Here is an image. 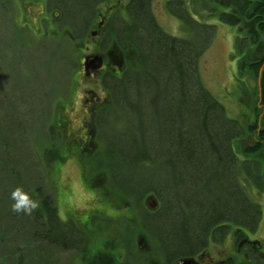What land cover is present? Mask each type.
Returning a JSON list of instances; mask_svg holds the SVG:
<instances>
[{"label":"trees","instance_id":"1","mask_svg":"<svg viewBox=\"0 0 264 264\" xmlns=\"http://www.w3.org/2000/svg\"><path fill=\"white\" fill-rule=\"evenodd\" d=\"M105 1L46 0V7L57 10V22L78 39L89 32ZM191 1L193 10L200 3L204 14L223 9L217 12L219 20L235 26L237 98L251 115L248 119L243 114L244 122L229 117L200 82L197 58L213 40L216 27L187 12L185 0L165 1L185 36L164 30L153 14L152 0H126L109 13L102 28L104 44L116 41L135 52L119 74L110 70L101 77L110 102L97 110L95 127L110 169L108 184L131 203L142 232L155 241L161 264L206 251L212 236L222 244L230 233L240 242L247 231L258 228L262 215L243 182H251L256 193L264 190V155L254 156L264 152V0ZM9 2L13 9V0H0V6L6 9ZM252 133L258 139L245 145L239 158L237 146ZM8 135V130L0 131V164L13 158L15 143ZM100 165L95 163L93 170ZM27 170L20 183L28 179L33 185L22 189L39 203L28 217L32 239L73 251L78 264H146L134 237L122 233L129 232L132 218L109 219L106 239L93 249L89 233L74 219L59 215L48 170L36 177ZM148 194L157 199L156 209L143 206ZM118 244L124 247L123 255L115 251ZM228 258L221 264H236ZM17 260L22 264L21 256ZM239 264L251 263L244 258ZM254 264H264V258L258 256Z\"/></svg>","mask_w":264,"mask_h":264},{"label":"rangeland","instance_id":"2","mask_svg":"<svg viewBox=\"0 0 264 264\" xmlns=\"http://www.w3.org/2000/svg\"><path fill=\"white\" fill-rule=\"evenodd\" d=\"M14 1L13 9L11 2L5 6L6 9L0 6V131L7 133L8 130V136L15 143L13 158H6L0 164V264H17V256H21L22 264H78L73 251H61L32 239L30 235L33 227L28 218L30 215L12 211L14 201L11 192L15 186L27 189L33 185L28 179H25L24 185L20 183V178L28 168L36 169L35 173L27 170L30 177L42 176V172L48 170L47 179L51 185L56 186L59 215L62 218H72L80 224L89 233L93 249L106 239L108 230L104 226L109 219L132 218L129 232L122 233L131 239L134 237L135 244L144 258L147 257V262L156 260L157 264H161L162 259L155 241L142 232L144 230L139 220L137 221L131 203L108 184L110 169L105 161L103 144L96 135L93 137V155L85 154L80 163L74 154L68 155L61 163L57 162L67 132L59 140L53 133L54 120L69 121L70 127H77L87 119L91 121V116L83 115L77 109L81 95L78 90L85 83L82 66L78 64L70 69L69 58L73 53L75 60L80 61L85 53L91 52L95 47L94 37H86L81 50H77L75 42L69 45L68 33L64 31L62 35V30L53 24H46L42 33L41 18L45 15L43 0ZM185 1L187 12L200 22L211 23L216 27L213 40L197 58L201 84L222 103L229 117L243 121L242 115L245 114L250 119L251 115L237 98L235 26L219 20L217 12L223 9L217 8L216 13L204 14L206 9L200 3L195 4L194 11L193 1ZM125 2L126 0H106L97 8V19L108 15L115 8H122ZM151 7L157 22L167 33L174 36L186 35L179 19L165 9V0H152ZM110 46L118 48L122 60L106 67L118 73L126 61L131 64L135 52L131 47L122 51L116 42ZM91 76L94 81L92 78L87 80L89 86L102 98L95 106L109 103V95L100 87L98 76ZM257 139L256 133H252L242 140V145L237 146L239 158L243 156V147L253 144ZM261 154L264 155V152L254 156L260 158ZM91 157L94 160L89 164ZM15 162L18 166H15ZM95 163H101L96 171L93 170ZM10 173L12 174L7 176ZM240 179L244 181L242 174ZM15 183L18 184L13 186ZM243 185L249 198L256 201L262 209L259 226L249 233V238L257 240L255 243L258 248L264 249V190L256 193L251 182L247 181ZM148 202H152V198L143 199V206L147 207ZM230 239L228 234L220 249L219 239L212 236L205 255L198 259L196 257L195 260L210 264L211 260L215 262L216 259H221L231 250ZM115 251L123 255V245H116Z\"/></svg>","mask_w":264,"mask_h":264},{"label":"flooded vegetation","instance_id":"3","mask_svg":"<svg viewBox=\"0 0 264 264\" xmlns=\"http://www.w3.org/2000/svg\"><path fill=\"white\" fill-rule=\"evenodd\" d=\"M166 1V0H165ZM44 2V11L45 15L41 18L42 19V33L44 32V26L47 25H52L56 27L57 29L62 30V35L64 34V31L68 33V42L69 45H72L73 42L76 44V49L78 48L81 50L82 47V42L83 40L88 37V36H93L95 39V47L91 52L85 53L80 61H76L73 53L69 60L71 61L70 63V68L73 69L74 67H77L78 64L82 66V75L85 77L84 78V85L79 88V93L81 94L79 96V103H78V111L87 116H91V121L90 120H85L81 121L77 127H70L69 121L65 120H54L52 123L53 127V133L55 136L61 140L65 133L67 132V138L63 141V147H62V152L57 158V162L61 163L62 160L68 155H73L77 159V161L80 163L82 162V157L85 154L92 153L94 148V135H96V127H95V115L97 110L104 106L103 104H100L99 106H95L100 102L102 98L97 94V92L89 86V82L87 80H90L92 78L91 74L97 75L98 76V82L101 87V77L107 72L110 71L111 69L106 67V65H116L122 60V54L118 50V48H113L111 47V43L116 42V41H111L109 45L103 43V35H102V28L103 25L106 23L108 20V15L106 16H100L97 19V13L94 17L93 24L89 30V32L81 37V38H75L73 34L69 31L68 28L65 26H62L61 23H58L57 20H59V13L57 10L53 9L51 11H47L46 7V0H43ZM49 12V14H48ZM100 15V14H99ZM46 21V23H45ZM58 23L59 25L55 24ZM41 33V34H42ZM65 37V36H63ZM67 38V37H66ZM70 40V41H69ZM78 46V47H77ZM119 47V45L117 44ZM74 47V46H73ZM131 47L133 50L134 48ZM127 47V48H128ZM122 51L121 47H119ZM125 48V49H127ZM77 49V50H78ZM84 52H82L83 54ZM132 63V62H131ZM127 64H130L129 61H126L121 70L123 68H126ZM120 70V71H121ZM112 71V70H111ZM119 71V72H120ZM119 72H115L119 74ZM93 79V78H92ZM94 81V79H93ZM102 88V87H101ZM107 104V103H105ZM94 132V134H93ZM83 178L85 181L88 182V179L85 178V176L82 174ZM151 194H148L144 200L148 199ZM154 206L153 200L152 202H148V207ZM157 207H155L156 209ZM69 218V217H68ZM80 225V224H79ZM252 233V232H250ZM228 236V235H227ZM231 239V250L229 254H226L222 256L221 259H216L219 260L220 263L224 262V258L229 257L228 260L231 262L235 260L236 264H239L242 262L244 258L249 259L251 264H254L255 261L258 259V256H262V259L264 258V249L261 247V249L258 248V244L255 243L254 239L249 238V233L247 236H245L240 242H236L233 235L230 234ZM224 241V240H223ZM219 247L221 249L222 244H219ZM142 253V252H141ZM143 255V253H142ZM205 254H201L197 256L196 259L200 258ZM147 259V257H146ZM145 259V260H146ZM197 264H208L207 263H201L199 260H196ZM162 263V261H160ZM146 264H157L156 260H153L152 262H147ZM210 264H216V262Z\"/></svg>","mask_w":264,"mask_h":264},{"label":"clouds","instance_id":"4","mask_svg":"<svg viewBox=\"0 0 264 264\" xmlns=\"http://www.w3.org/2000/svg\"><path fill=\"white\" fill-rule=\"evenodd\" d=\"M11 198L14 201V203L12 204V211L14 213H24L26 215H31L39 208L38 201L34 200L20 187H17L12 192Z\"/></svg>","mask_w":264,"mask_h":264},{"label":"water","instance_id":"5","mask_svg":"<svg viewBox=\"0 0 264 264\" xmlns=\"http://www.w3.org/2000/svg\"><path fill=\"white\" fill-rule=\"evenodd\" d=\"M152 200H153L154 206L156 207L157 201H155L154 198ZM175 264H197V263L193 257H186V258L181 259L180 262H177Z\"/></svg>","mask_w":264,"mask_h":264}]
</instances>
